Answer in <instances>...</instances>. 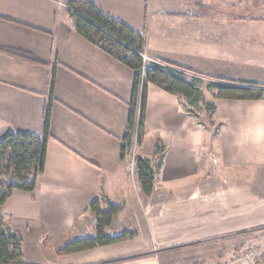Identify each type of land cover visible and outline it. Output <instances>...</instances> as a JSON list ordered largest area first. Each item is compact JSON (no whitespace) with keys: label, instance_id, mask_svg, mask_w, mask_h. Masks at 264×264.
<instances>
[{"label":"crops","instance_id":"1","mask_svg":"<svg viewBox=\"0 0 264 264\" xmlns=\"http://www.w3.org/2000/svg\"><path fill=\"white\" fill-rule=\"evenodd\" d=\"M69 1L93 5L141 35L144 54L198 80L264 89V0H0V49L37 60L0 51V138H43L54 79L43 174L33 192L14 191L0 206L22 260L160 264L159 254L186 248L229 257L245 245L263 247L264 97L218 100L210 91L204 101L215 110L206 120L191 115L184 98L148 85L142 145L134 136L121 160L135 73L75 32ZM131 154L158 166L148 197ZM95 200L122 207L107 236L142 221L140 242L58 255L95 235L86 211Z\"/></svg>","mask_w":264,"mask_h":264},{"label":"trees","instance_id":"2","mask_svg":"<svg viewBox=\"0 0 264 264\" xmlns=\"http://www.w3.org/2000/svg\"><path fill=\"white\" fill-rule=\"evenodd\" d=\"M65 5L73 28L78 35L135 73L131 99L128 103L127 126L120 150L121 160L124 159L130 149L131 140L134 136L137 146L141 147L142 145L148 85H154L170 95L184 98L190 107V114L193 116H197L196 109L199 103H202L207 118H210L215 110V105L204 101L203 94L197 86L198 79L186 81L179 73L169 72L153 64L142 70L143 61L140 54L144 53V40L141 35L103 14L89 3L69 1ZM0 51L28 62L37 63L36 59L27 54L5 49H0ZM53 85L54 79L51 86L50 101L44 117L43 138L24 134H6L0 138V206L11 197L14 191L33 192L38 177L43 174L46 144L49 137ZM207 89L218 100L259 101L264 97L263 88L246 82L217 80L210 82ZM155 150L157 154L162 152L159 141L155 143ZM158 158L161 159V156ZM135 167L141 192L148 197L153 192L158 166L153 168L149 159L137 156L135 157ZM121 210L120 205L103 200L93 201L86 211L95 217V235L65 244L58 250V255L85 252L95 248L116 245L131 239L133 235L128 232L114 236L105 234V230L111 226L114 217ZM0 264H34L22 260L21 241L11 232L1 216Z\"/></svg>","mask_w":264,"mask_h":264},{"label":"rangeland","instance_id":"3","mask_svg":"<svg viewBox=\"0 0 264 264\" xmlns=\"http://www.w3.org/2000/svg\"><path fill=\"white\" fill-rule=\"evenodd\" d=\"M210 82H207L205 80H199L197 83L198 88L203 94V97L206 99H210V91L207 89V85ZM196 112L198 115H202L207 118V113L205 110V107L202 103H199ZM131 158L133 160V155L131 154ZM134 163H135V157H134ZM154 201L151 199L150 202ZM103 207V206H102ZM145 224H143L142 221H139L138 223L133 224V227H129L126 229V231H121L118 234H121L122 232H128L129 234H132L133 237L127 241L129 242H140L139 236L140 232L144 233L146 230ZM114 230L112 229V232H109L112 235H118L116 232H113ZM126 242V241H125ZM250 245H245L244 248L250 247ZM243 247L235 249V251L232 253V255L225 256L224 254L217 253L220 252L217 248L213 249V247H205L203 249H200L199 251L193 249V250H188L187 248L185 250H176V251H169V252H163L162 254H159L158 261L160 264H230L234 258H236L241 252ZM217 250V251H215ZM217 253V254H215ZM264 264V263H261Z\"/></svg>","mask_w":264,"mask_h":264},{"label":"built area","instance_id":"4","mask_svg":"<svg viewBox=\"0 0 264 264\" xmlns=\"http://www.w3.org/2000/svg\"><path fill=\"white\" fill-rule=\"evenodd\" d=\"M63 6L67 9L66 5H63ZM140 55L143 61L142 70H144L150 64H153L160 68H164L165 70L169 72L171 71L177 72L181 76H183L185 79H188V80L197 79L195 75L191 74L190 72L180 67L170 65L166 62H163L159 59L148 56L144 53ZM261 263H264V246L263 247L262 246L246 247L233 261V264H261Z\"/></svg>","mask_w":264,"mask_h":264},{"label":"clouds","instance_id":"5","mask_svg":"<svg viewBox=\"0 0 264 264\" xmlns=\"http://www.w3.org/2000/svg\"><path fill=\"white\" fill-rule=\"evenodd\" d=\"M238 147H243V143L240 140L236 141Z\"/></svg>","mask_w":264,"mask_h":264}]
</instances>
